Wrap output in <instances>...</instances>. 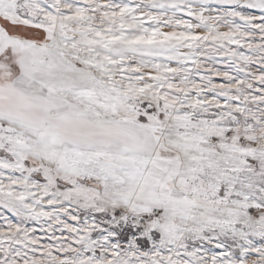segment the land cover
Segmentation results:
<instances>
[{
	"label": "snow or ice",
	"instance_id": "1",
	"mask_svg": "<svg viewBox=\"0 0 264 264\" xmlns=\"http://www.w3.org/2000/svg\"><path fill=\"white\" fill-rule=\"evenodd\" d=\"M0 264H264V0H0Z\"/></svg>",
	"mask_w": 264,
	"mask_h": 264
}]
</instances>
